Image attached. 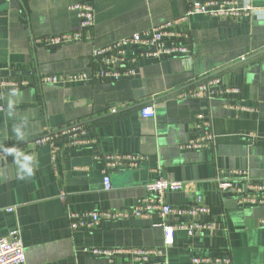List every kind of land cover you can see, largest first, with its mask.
Instances as JSON below:
<instances>
[{
	"label": "crops",
	"instance_id": "obj_1",
	"mask_svg": "<svg viewBox=\"0 0 264 264\" xmlns=\"http://www.w3.org/2000/svg\"><path fill=\"white\" fill-rule=\"evenodd\" d=\"M17 1L8 0L0 9V76L34 81L38 75H90L96 67L94 48L176 18L199 0H94L92 38L57 47L38 46L33 39L77 27L79 20L70 9L77 0ZM238 1L254 9L251 18L192 17L188 54L139 60L134 77L62 87L33 84L3 93L0 149L19 145L23 155L0 164V237L20 231L25 264H128L123 256L109 260L90 251L163 249V221L156 215L75 232L68 220L69 212L132 207L158 176L187 184L184 190L166 193L170 205L188 207L200 195L211 210V216L201 220L217 224L212 234L188 237L175 231L166 264H190L193 257L264 264V207L241 206L216 186V178H226L230 171L264 178V0ZM210 73H222L241 89V109H225L220 99L174 97L179 87ZM149 104L153 117H141L140 108ZM197 115L211 119L214 145L183 150ZM81 122L86 131L79 144L55 143L56 165L50 146L34 147L31 142L50 129ZM107 154L142 155L146 160L134 169L112 171L111 189L105 191L99 158ZM179 220L169 217L166 223Z\"/></svg>",
	"mask_w": 264,
	"mask_h": 264
},
{
	"label": "built area",
	"instance_id": "obj_2",
	"mask_svg": "<svg viewBox=\"0 0 264 264\" xmlns=\"http://www.w3.org/2000/svg\"><path fill=\"white\" fill-rule=\"evenodd\" d=\"M76 13L79 24L68 32L33 39L38 46L57 47L65 44L90 40L91 31L95 25L94 0H77L70 7ZM254 9L250 5H241L238 0H199L189 4L186 11L162 24L151 26L139 33L119 39L104 47L94 48L92 57L96 63L90 75L85 73L69 75H38L34 81L30 78H1L0 76V112L5 110L2 95L8 90H19L33 84L38 86L62 87L66 85L85 84L91 80L113 83L137 75L135 69L139 60L171 59L185 57L188 54L186 40L189 38V22L194 16H207L224 20L242 21L252 17ZM246 57H241V61ZM1 74V73H0ZM241 93L238 86L227 81L222 73H210L197 77L190 83H185L175 93L174 97L180 101H206L220 99L224 108L228 110L241 109L237 96ZM112 112H115L113 109ZM143 118L154 115L152 104L140 108ZM86 125L76 123L68 128L50 129L41 137L31 142L34 147L50 146L51 162L57 163V144L70 147L80 143ZM194 133L181 149L186 151H201L213 147L215 136L212 122L209 117L196 116ZM23 155L19 145H11L0 149V164L10 158L17 159ZM103 165L104 190L111 189L110 173L123 169L137 168L146 158L134 154H107L99 158ZM186 183L169 181L161 176L145 185L147 195L140 198L135 205L127 209L94 210L86 212H69V228L71 232L78 230H94L103 222L121 221L125 219H148L156 215L162 219L159 225L164 230L163 249L94 248L90 253L94 257H103L112 260L123 256L128 264H166L165 252L171 246L175 231H183L188 237L198 233L212 234L216 223L210 220H201L211 216L210 208L204 203L200 195H196L188 207L172 206L166 201V193L181 191ZM219 193H225L236 198L241 206L264 207V178H253L246 171H230L228 177L216 178ZM189 187V185H188ZM65 198V193L61 196ZM8 213L12 209H6ZM169 217L180 219L174 224H167ZM264 224V221L262 222ZM0 264H25V250L19 230L11 231L7 236L0 237ZM190 264H233L230 257L201 258L193 257Z\"/></svg>",
	"mask_w": 264,
	"mask_h": 264
},
{
	"label": "water",
	"instance_id": "obj_3",
	"mask_svg": "<svg viewBox=\"0 0 264 264\" xmlns=\"http://www.w3.org/2000/svg\"><path fill=\"white\" fill-rule=\"evenodd\" d=\"M7 1H8V0H0V9H3V8L6 6ZM12 2L18 4V1H17V0H12Z\"/></svg>",
	"mask_w": 264,
	"mask_h": 264
}]
</instances>
